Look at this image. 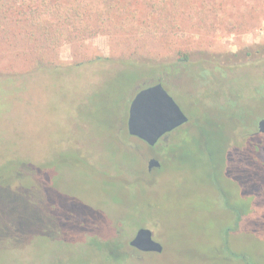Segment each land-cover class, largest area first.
Here are the masks:
<instances>
[{
  "label": "rangeland",
  "instance_id": "374dc122",
  "mask_svg": "<svg viewBox=\"0 0 264 264\" xmlns=\"http://www.w3.org/2000/svg\"><path fill=\"white\" fill-rule=\"evenodd\" d=\"M111 4L121 26L42 50L54 70L0 38V264H264V56L219 60L264 43V0ZM157 81L193 124L150 149L126 121Z\"/></svg>",
  "mask_w": 264,
  "mask_h": 264
},
{
  "label": "trees",
  "instance_id": "16d2710c",
  "mask_svg": "<svg viewBox=\"0 0 264 264\" xmlns=\"http://www.w3.org/2000/svg\"><path fill=\"white\" fill-rule=\"evenodd\" d=\"M111 1L114 0H0V38L18 39L21 41L23 45L21 51H27L26 54L30 57L29 72L54 70L59 68V64H55L44 56L42 51L44 48L54 50L66 41L83 39L84 35H95L99 30H103L107 20L113 21L111 25L117 26L118 24L114 22L119 19L114 20L116 17H121L122 21L119 25L123 24L124 16L122 17L118 13L113 14L114 5L111 4ZM94 14L100 19L98 21L101 22H90L89 18ZM224 55H221L220 61H224L223 57H225L227 64L239 65L249 60L263 57L264 43L248 45L243 49ZM108 59L110 60L109 57L96 56L92 59L74 63L71 66ZM117 60L118 62L132 65L146 64L142 60L126 57L117 58ZM1 74L15 75L17 72L0 71ZM206 122H209V119ZM185 124L192 125L193 123L188 118L186 123L171 132L178 133V130L184 128ZM255 131H257V128ZM171 132L166 133L163 137H166ZM199 133L201 132L199 131ZM174 140L163 143L162 149L171 148ZM157 143L153 146L148 145V148L154 149Z\"/></svg>",
  "mask_w": 264,
  "mask_h": 264
},
{
  "label": "water",
  "instance_id": "95a60500",
  "mask_svg": "<svg viewBox=\"0 0 264 264\" xmlns=\"http://www.w3.org/2000/svg\"><path fill=\"white\" fill-rule=\"evenodd\" d=\"M187 121L188 116L157 81L134 94L129 103L126 126L129 135L153 146L166 133ZM257 131L264 133V115L257 122ZM160 165L157 158L151 157L147 161V170ZM129 245L140 252L161 253L163 250L162 244L152 237V231L147 227H139Z\"/></svg>",
  "mask_w": 264,
  "mask_h": 264
},
{
  "label": "flooded vegetation",
  "instance_id": "af4514ba",
  "mask_svg": "<svg viewBox=\"0 0 264 264\" xmlns=\"http://www.w3.org/2000/svg\"><path fill=\"white\" fill-rule=\"evenodd\" d=\"M134 249V248H133ZM136 250V249H135ZM140 252V251H139Z\"/></svg>",
  "mask_w": 264,
  "mask_h": 264
}]
</instances>
